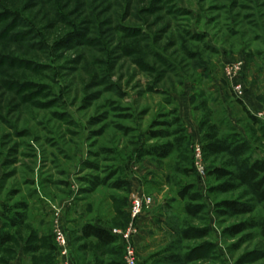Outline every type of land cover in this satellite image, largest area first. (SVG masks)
Listing matches in <instances>:
<instances>
[{"label": "rangeland", "instance_id": "1", "mask_svg": "<svg viewBox=\"0 0 264 264\" xmlns=\"http://www.w3.org/2000/svg\"><path fill=\"white\" fill-rule=\"evenodd\" d=\"M234 133L264 160V0H0V264L123 263L121 239L98 246L80 228L126 233L137 197L151 203L137 264H264V204L211 175L239 174L234 157L203 149Z\"/></svg>", "mask_w": 264, "mask_h": 264}, {"label": "trees", "instance_id": "2", "mask_svg": "<svg viewBox=\"0 0 264 264\" xmlns=\"http://www.w3.org/2000/svg\"><path fill=\"white\" fill-rule=\"evenodd\" d=\"M243 99V98H242ZM236 103L242 108L244 114L246 115L247 120L254 126H257L260 121L256 116H254L244 105L241 99H236ZM175 123L178 125L177 134L185 133L186 129L184 124L179 117H175ZM168 133L161 132V133H151L150 138L156 139L159 137L166 138L168 137ZM173 135V134H172ZM181 139H184L183 137ZM213 136L206 138L204 141H212ZM178 141L175 145L177 147L182 145L183 140H176ZM175 146V147H176ZM204 151L214 155L220 152L227 153L228 155L234 157L237 160V166L241 172L235 175L232 171L226 169H214L211 172V175L214 176L218 180L224 179H237L240 185H247L249 184L253 192L255 194L256 201L260 204H264V160L255 159L252 160L248 154L249 146L247 142L241 138L240 135L237 134H224L222 135L218 143L216 144H208L207 146H203ZM172 148L165 146L161 149H154L153 151H149L151 155H156L161 159H166L170 155ZM192 187H184L179 193L178 196L181 199H186ZM235 189L234 185H221L219 188L220 192H230ZM232 212L238 213L239 208L237 204L232 203H224ZM23 219H14L12 222V226L16 227L22 223ZM241 231L240 227L235 229V233H239ZM80 234L82 239L84 240H93L96 245L108 247L111 245H115L119 237L112 234V230H106L103 228L96 227L90 223H85L80 228ZM12 241V236L9 232L5 234H0V247L10 243ZM56 250L55 243L53 244V251ZM118 250V248H117ZM118 253V251H117ZM114 253V255H118ZM112 264V263H110ZM113 264H124V262H115Z\"/></svg>", "mask_w": 264, "mask_h": 264}, {"label": "built area", "instance_id": "3", "mask_svg": "<svg viewBox=\"0 0 264 264\" xmlns=\"http://www.w3.org/2000/svg\"><path fill=\"white\" fill-rule=\"evenodd\" d=\"M240 65V64H239ZM239 68L235 67L234 70L229 65L225 67L224 75L227 79L231 80L234 75H236ZM233 94L242 99L244 97V89L241 86H232ZM133 206L130 207L129 214L132 217V221L129 225L128 231L122 233L118 230H112V234L119 237L124 243V264H137L135 260V248L132 246L131 240L139 234V220L144 214V209L150 206V200L142 197L134 198ZM55 246H56V259L63 258L64 254L67 252V241L66 235L62 228L56 227L53 232ZM63 260V259H62ZM64 264V262H62Z\"/></svg>", "mask_w": 264, "mask_h": 264}, {"label": "crops", "instance_id": "4", "mask_svg": "<svg viewBox=\"0 0 264 264\" xmlns=\"http://www.w3.org/2000/svg\"><path fill=\"white\" fill-rule=\"evenodd\" d=\"M243 102H244V105L248 108V110L250 112L252 111V109H255V110H257V108L259 109L258 106H255L252 103L251 99L246 94L244 95ZM251 113L255 115L257 112H251ZM184 121H185V123H187L185 119H184ZM90 224H92V225H94L96 227H99V228H103V229H106V230H110L109 228L103 227V226L98 225V224H95V223L94 224L93 223H90ZM141 241H142V238L139 239V242H141ZM137 246H138V244H137Z\"/></svg>", "mask_w": 264, "mask_h": 264}]
</instances>
